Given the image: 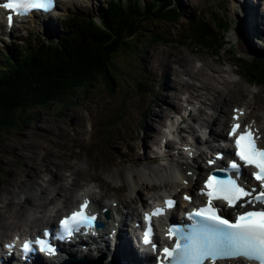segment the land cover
I'll return each mask as SVG.
<instances>
[{
  "label": "rangeland",
  "instance_id": "374dc122",
  "mask_svg": "<svg viewBox=\"0 0 264 264\" xmlns=\"http://www.w3.org/2000/svg\"><path fill=\"white\" fill-rule=\"evenodd\" d=\"M175 1L180 3V8L184 15V19L179 22V28L177 29L183 37L181 40L182 45L176 43L179 38H172L173 42L168 44L159 42L154 46H146L143 44V40H138L137 44L139 47L134 49V53L120 55L114 60L115 70L113 71V75L115 78V86L113 93H110L101 82H95L85 90L80 89L73 91L70 97L75 103L70 104L68 102L69 99L64 98V102L50 104L44 109H38L27 113V116H29L28 124L26 120L23 119L21 121V126L14 131L0 130V201L7 196V189L18 192L16 188H11L10 186L18 181L17 178L19 174L21 179H30L35 169L40 172L39 176H36V185H38V187H45L49 193H52V190H50L51 186L47 183L50 176L42 172V157L46 159L49 157L51 160H54L53 163L68 160L74 169L81 175L80 181H82L81 183L83 184L88 181L89 176L93 175L92 168L97 161L101 162L104 166V157L101 151L112 152L111 146L116 144L118 148V146L123 145L121 141H125L124 144L130 142L134 138L138 141L143 135L145 126L149 125L151 127L153 124L151 121L154 118H148L147 116L149 114L153 116L159 114L162 109V103L165 101L167 102V99L168 102L174 101L172 99L174 92L167 94L171 88L166 89V91L161 94L162 98L159 99L156 96V93L162 89V85L165 86V81L160 78V73H155L153 70V61L156 59L153 55L155 52L161 51L162 49L169 50L174 55L182 56L187 63H189V60L194 62L197 58H202L206 65H203L202 68H194L193 71L196 72V70L201 69L202 75L199 76L198 80L206 84L208 88H214L220 91L219 89H221L222 86L215 80L218 79L219 76L213 74L208 69L207 65H211L215 69H220L223 71V74H227L226 65H229L227 63L233 64V61L228 59L229 55L224 51L216 55L211 52V50L199 51L198 46L193 45L190 47L184 44L183 40L189 37V26L195 19L204 17L208 21L209 17H216L221 27H228L229 29L225 34L226 40L233 45L236 57H241L245 61H249L252 55L256 56L257 52H264V41L259 39L261 36H264V4L260 6L257 1L252 0L253 5L256 6L258 15L262 19V23L255 28V30L259 29L260 32L258 31L255 33L251 24L252 17H249V23V19L247 20L246 18L248 13L245 11V6L246 2L251 5L250 0ZM101 2L102 0H84L85 6L76 5V7H73L72 11L81 15H90ZM59 8H62V6L59 5ZM221 17L231 22V25L227 23L223 24ZM148 27L150 28L149 31L153 33L166 28L158 24H149ZM31 28L33 30L21 28L18 32L14 31L13 34L10 33V35H5L7 43L14 42V40H28L27 35H29L30 32H38L40 41L45 40V31L51 33L62 32V30H60V23L56 22H51L50 27L45 31L39 27L31 26ZM148 32L142 31V33ZM214 32L216 31L212 29V33ZM168 33L172 36L175 31H169ZM0 59H4V56H0ZM173 67L175 66L173 65ZM225 71H227V73H225ZM235 71L240 74L236 68ZM184 78L186 77L184 76ZM169 79L173 80L174 77L170 75ZM194 83L196 86L195 90H198L199 82L195 80ZM170 85L173 84L171 83ZM227 89L230 90L234 96L235 94L237 95L235 97L237 100L240 99L241 103H244L241 96L235 93L232 87H227ZM195 90H192L193 94L197 93ZM202 92L204 93V91ZM243 99L246 102L250 101L247 97H243ZM154 100L156 103H153ZM157 100H161L162 102ZM254 100L256 105L255 109L264 111V87L257 88ZM203 101H205L206 104L209 103L207 100H204V96L200 99V104L203 103ZM232 103L233 102L225 100L222 104L228 107ZM158 106L160 107L157 108ZM194 106H199V103L195 102ZM199 107L202 108V105ZM145 111L146 115L143 120ZM256 115L264 116V112H257L252 118L259 123ZM83 116H89L91 118L89 122L92 121L94 126L93 134L87 143H84L86 123L85 120H81ZM214 129H216V126ZM73 134L78 135L79 138H75ZM13 145L18 150L14 149ZM1 146L4 147V150L1 149ZM72 146L74 148H72ZM17 152L22 153L25 157H31L32 160H23L20 157L21 154L17 155ZM50 155L56 159L52 158ZM43 159L44 158H42V162ZM23 163H29V165L25 167ZM98 165H100V163H98ZM63 170H65L64 167L60 169L61 172ZM13 171L16 172L17 175L12 176ZM113 171L114 170L106 172V170L101 168L99 172L100 178L107 181V177H110ZM106 197L113 198L114 195L107 192ZM0 212L5 219L10 221V217L14 214V208L8 207L2 209ZM17 221L18 224L24 226L23 219H17ZM14 231L15 229L7 231L6 237ZM4 237L5 236L1 237L0 242Z\"/></svg>",
  "mask_w": 264,
  "mask_h": 264
},
{
  "label": "trees",
  "instance_id": "16d2710c",
  "mask_svg": "<svg viewBox=\"0 0 264 264\" xmlns=\"http://www.w3.org/2000/svg\"><path fill=\"white\" fill-rule=\"evenodd\" d=\"M165 1L105 2L96 14L100 25L90 16H76L48 43L33 38L24 47L8 49L0 59V130L14 131L23 119L29 123L27 113L64 102V98L75 103L70 97L73 91L85 90L95 82L113 93L114 60L134 53L140 39L146 46L171 43L176 38L181 41L177 29L183 12L178 4ZM221 20L231 25L224 17ZM149 24L166 28L153 33ZM228 29L221 27L216 17L208 21L202 17L190 24L189 37L183 41L216 55L224 51L245 79L264 87V53L260 57L257 52L249 61L236 57L233 45L226 40ZM169 31H175L174 35Z\"/></svg>",
  "mask_w": 264,
  "mask_h": 264
},
{
  "label": "bare ground",
  "instance_id": "6f19581e",
  "mask_svg": "<svg viewBox=\"0 0 264 264\" xmlns=\"http://www.w3.org/2000/svg\"><path fill=\"white\" fill-rule=\"evenodd\" d=\"M65 1V5L69 6L68 1H71V4L74 5L75 1L73 0H62ZM60 1V2H62ZM58 2V3H60ZM246 2V1H245ZM245 11L246 13H248L247 17H254V28H256L257 25L260 24V19L258 16V13L256 11V6H251L248 5V2H246V6H245ZM240 13V12H239ZM191 20V19H190ZM212 21V20H211ZM29 23H37L36 20H30ZM50 23H48L47 25H49ZM261 26V25H260ZM210 27V26H209ZM4 27V24H2L0 22V29ZM260 32L259 29L254 30V32ZM263 39V36H261V40ZM141 40V39H140ZM251 40V39H250ZM264 53V52H262ZM156 56V59L153 61L154 66L153 70L156 72H160L161 73V77L162 79H166V77L170 74H173L177 79H178V83H180L181 81V75H187L189 77H191L192 79L198 80L197 76L202 73V70L199 69L197 70V73H194L192 70V66L189 65V63L185 62V60L183 59L182 56H176L173 53H171L169 50L166 49H162L161 51H158ZM258 55L260 57H262L261 55V51H259ZM251 58H256L255 55H252ZM189 62H191V60H189ZM171 64H177L179 66V70H175L173 68H171ZM157 68V69H154ZM199 83H201L199 81ZM183 87H189V85L187 83H183ZM201 88L203 90H205V86L202 85ZM245 89V91L250 92L252 95L255 94V90L248 88L247 86L243 87ZM194 89V87L192 88ZM229 91L225 90V91H214V92H210L207 90L206 94L203 95L205 99H207L209 101L208 107L210 110L213 111H217L222 110L220 108V104L222 103V101L225 100V94H227ZM214 93L217 94L216 97H211ZM249 95V93H248ZM202 97L201 94L196 93L195 95L192 94V97L189 98H194V99H198ZM158 98H162L161 94L158 95ZM214 99L215 101H212V99ZM159 102H162L161 100H157ZM156 103V102H155ZM205 103V102H203ZM160 106H158L157 108H159ZM233 107H238V106H233ZM206 108H201V109H197L198 113H203L205 112ZM172 111L177 112V114H179L180 112V108L179 107H173L170 104L166 103L164 104V110L162 111V109L160 110V116L156 115L153 116L152 114H149L147 117L148 118H154L152 119L151 122H156L159 126H163V120L165 118H168L171 114ZM229 114H227L226 112H223V118L220 122V125L222 127H224L225 125H227L228 120H229ZM194 120H197L196 117H192ZM216 118L221 119L219 117V115H216ZM215 118V116H212L211 114L206 115V118L200 123V129H204V128H210L212 126V124H214L215 122H217L218 120ZM252 118V117H251ZM184 120H182L181 123L179 124H183ZM250 122V120L248 121ZM246 122V123H248ZM149 127V128H148ZM189 133L194 132V130H192V128H189ZM178 134L180 132H184V130L182 129H178L177 130ZM211 134L215 137H218L221 135L220 131H213L211 132ZM160 133L158 131L153 130L149 125H146L144 128V132H143V136L146 140H148L151 144H157L158 142V137H159ZM142 140V138H141ZM196 141H198L199 143H202V140H198V139H194ZM179 141L181 144H183L184 142H186V140L182 137H179ZM140 146L143 145L142 142H139ZM206 142H204L203 144H205ZM136 142L135 141H130V142H126V145L128 147V151L126 153H122L119 149L120 147L118 146V148L116 147V151L114 152L117 156H123L125 155V157H127V159L132 163V165L137 166L139 165L142 161H145L146 164H156L159 160L158 156H148L146 155L144 152L142 154H137V148L135 146ZM167 145L170 147L172 145V143L169 141L167 143ZM183 146H190V144L188 143H184ZM14 149H17L14 145H13ZM1 149L4 150V147L1 146ZM212 149H215L214 147L209 149L208 151L211 152ZM18 150V149H17ZM12 151V150H11ZM188 153V152H187ZM187 153L184 155L181 151L178 152V154L180 155V159H185V156L187 155ZM21 154V158L23 160H32L31 157H25L22 153H18L17 155ZM201 155H205L204 152L200 153ZM108 159L110 161V163L115 166V167H119L120 166V161L113 159L111 156H108ZM42 169L43 172L47 173V175H50V178L48 179V184L49 186L53 187L52 193L48 194L47 189L46 188H41V190L39 191V193H37V190L34 188V183H35V178L34 176H36L38 174V172L35 170L33 171L32 175L30 176V179H24V178H20V174L18 175V178L15 182V184L11 185L14 188H17L19 191L20 195L17 194H13L11 192H9L8 194L10 195V198H5L2 202H1V207H6L8 205H11L13 207H16V212L15 215H24V213L28 210H33L34 212L37 213V215H41V216H35L32 219V223L33 224H37L40 223L41 226L44 225H48L50 223V215H48L46 213V209L50 208V213L51 211H55V213H57L58 215L61 214V212L63 210H67L72 204L77 203L78 200H74V192L78 188L77 182L75 180V176L77 175L76 171H72V167L69 165L68 161H61L60 163H53L50 161V159H43L42 162ZM24 164V163H23ZM25 167H27L29 165V163L24 164ZM10 167V166H8ZM65 168L64 171L67 172L70 171L69 174H62V172L60 171L61 168ZM185 168V170H183ZM193 170L194 175H201L202 172H204V168L200 167L198 165H196L195 162H193V167L187 165V164H180L179 166H177V180H172L169 181L167 180L164 175L158 174V172H156L153 169H147L148 171V179H145L141 174L140 171L138 172H132L131 173V178L133 181L132 185H128L126 183H124V181H122L121 185L117 186L116 188H119L121 190H123L124 192L129 190L128 195H125L123 199H118V208L116 211L119 212H123L126 211V218L129 217H136L138 214V209L140 206H146L148 205L149 201L157 196H159L160 193H162L161 191H168V189H171L173 192H175L178 188H179V184L181 182L182 179H186L188 180V186L186 187V190L188 191H192L193 188L196 185V181H192L190 178H187L185 176L186 171H191ZM165 172V171H164ZM166 173V172H165ZM13 175H17L16 172L13 171ZM116 175L122 180L125 179V170L124 169H120L117 171ZM67 179H70V183L69 186H64L62 183L64 181H67ZM94 182H96L98 184V187L100 189H104L106 186V183H104L103 181H101L100 179H94ZM157 191V192H156ZM58 197V198H57ZM34 198H39V201H34ZM64 198L65 200H68V202L66 204H62L60 207L58 206L57 203H55V201H57L58 199ZM102 199H97V198H92V207L94 208V210H98L99 206H101L102 203ZM116 202L115 200H111L110 204ZM133 205H136V208H132ZM113 211V210H112ZM114 217V212H111V218L109 222H106L105 225L106 227L109 226V224H114L116 221L113 219ZM7 229V228H6ZM5 225L3 223V219L0 216V235L5 233ZM110 228H106V233L104 235H107L109 232ZM148 255H144V257H146ZM124 264H129V261L124 263ZM231 264H241L240 261H236V262H232Z\"/></svg>",
  "mask_w": 264,
  "mask_h": 264
},
{
  "label": "clouds",
  "instance_id": "9594fccd",
  "mask_svg": "<svg viewBox=\"0 0 264 264\" xmlns=\"http://www.w3.org/2000/svg\"><path fill=\"white\" fill-rule=\"evenodd\" d=\"M10 187H11V188H14V187H12V186H10ZM16 189H17V188H16ZM17 190H18V189H17ZM9 192H11V193H13V194L15 193V194H17V195H20V194H19V191H18V192H13L12 189H7V193H6L7 196H5L4 199H5V198H8V199L10 198V195L8 194ZM0 206H1V204H0Z\"/></svg>",
  "mask_w": 264,
  "mask_h": 264
}]
</instances>
